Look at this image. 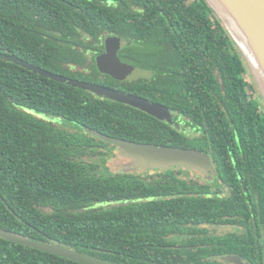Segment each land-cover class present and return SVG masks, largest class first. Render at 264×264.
I'll list each match as a JSON object with an SVG mask.
<instances>
[{
  "label": "trees",
  "instance_id": "1",
  "mask_svg": "<svg viewBox=\"0 0 264 264\" xmlns=\"http://www.w3.org/2000/svg\"><path fill=\"white\" fill-rule=\"evenodd\" d=\"M110 35L125 38L134 66L151 75L102 72L96 57ZM0 52L161 102L185 128L0 57V227L115 264H201L199 248L171 238L205 222L200 198L183 195L198 180L103 172L96 157L116 146L83 125L210 149L221 163L234 147L264 173V112L248 89V62L207 0H0ZM170 179L175 194L153 199ZM0 264L85 263L0 236Z\"/></svg>",
  "mask_w": 264,
  "mask_h": 264
},
{
  "label": "water",
  "instance_id": "2",
  "mask_svg": "<svg viewBox=\"0 0 264 264\" xmlns=\"http://www.w3.org/2000/svg\"><path fill=\"white\" fill-rule=\"evenodd\" d=\"M222 1L233 14L240 28L246 33L247 44L245 47L242 46L243 44L234 34L219 9L212 3L211 0H207L210 7L214 9L232 37L239 45L246 60L248 59L250 65L253 67L252 61L245 51L246 49L248 50L249 46L251 49V55L255 56L258 66L264 74V0ZM127 44L128 41L123 37L117 35L107 36L105 38V52L97 55L96 58L98 68L102 72L111 74L121 80L128 79L127 77H129L133 72L134 75L138 73L140 70L138 67L123 62L118 56L119 50L124 48ZM0 57L5 60L20 64L42 76L92 91L96 95L107 99L131 105L160 120H166L168 123L173 124L177 129L185 130V128L174 119V114L170 108L163 105L162 103L153 102L147 98L109 86L53 73L31 64L28 61L16 56L15 54H5L0 52ZM256 77L264 94V85L262 84L261 79L258 78L257 74ZM83 129L87 133L108 141L116 146V154L118 157L115 158L113 162L111 161L109 163L113 171H143L154 168H168L171 166L187 167L196 171L197 173L207 176H210V173L215 171L211 155L208 152L202 151L200 149L137 142L126 138L111 136L86 125H83ZM0 236L15 242L23 243L25 245L47 250L63 257L70 258L78 262H83L85 264H115L96 256L87 255L76 250L66 248L57 243L36 241L29 238L28 236L12 232L1 227ZM232 260L238 261V259L235 258Z\"/></svg>",
  "mask_w": 264,
  "mask_h": 264
},
{
  "label": "flooded vegetation",
  "instance_id": "3",
  "mask_svg": "<svg viewBox=\"0 0 264 264\" xmlns=\"http://www.w3.org/2000/svg\"><path fill=\"white\" fill-rule=\"evenodd\" d=\"M103 52L105 46L99 54ZM118 56L123 62L136 65L132 63L135 58L132 51L122 48ZM187 129L193 133V129ZM233 148H230L231 157H227L226 163L216 160L214 151H206L211 155L215 169L210 176L198 175L182 166L141 173L142 176L167 179L168 174L175 171L183 180H198L199 189L192 192L184 189L183 195L196 194L200 198L205 222H200L198 227L187 224L183 235L176 234L177 237L171 238H186L188 243L183 247L199 248L201 264H264V173H255L254 165L235 155ZM97 157L96 161H99ZM99 162L104 164V161ZM172 181L167 190L159 192L153 199L171 198L176 192L171 188ZM234 258L238 261L232 260Z\"/></svg>",
  "mask_w": 264,
  "mask_h": 264
},
{
  "label": "rangeland",
  "instance_id": "4",
  "mask_svg": "<svg viewBox=\"0 0 264 264\" xmlns=\"http://www.w3.org/2000/svg\"><path fill=\"white\" fill-rule=\"evenodd\" d=\"M248 61V59H247ZM248 66H249V71L247 73V78L248 80L250 81V85L248 87L250 93H252L253 95V98H255L261 105V110L262 112H264V94H263V91L260 87V84L258 83L257 81V77H256V74L254 72V69L253 67L250 65L249 61H248ZM138 67V69H140L138 71V73H136L134 75V72L130 75L131 77H139V76H150V72L146 69H143L142 67H139V66H136ZM142 68V70H141ZM61 124L68 128V129H72V130H76L79 128V125L76 123V122H73V121H70V120H67V119H61ZM109 149L112 148L111 146L108 147ZM107 150V149H106ZM113 151H110L108 150L107 153H103L101 155H99L97 157V159L101 162L104 161V164H102V171L103 172H108V171H113L112 167L110 166V162L117 158L118 155L116 154V149L115 151L112 153ZM172 167V166H171ZM110 168V169H109ZM158 169H164V168H154V169H148V170H143L142 172L143 173H146V172H150V171H153V170H158ZM196 174H198L196 171H194Z\"/></svg>",
  "mask_w": 264,
  "mask_h": 264
},
{
  "label": "bare ground",
  "instance_id": "5",
  "mask_svg": "<svg viewBox=\"0 0 264 264\" xmlns=\"http://www.w3.org/2000/svg\"><path fill=\"white\" fill-rule=\"evenodd\" d=\"M212 3L219 9L221 14L224 16L226 21L228 22L229 26L231 27L234 34L237 36V38L240 40V42L243 44L242 46L245 47L247 44V36L244 30H242L237 23L236 19L234 18L233 14L230 12V10L227 8V6L224 4L222 0H211ZM247 55L249 56L250 60L253 64V69L255 73L257 74L258 78L261 79L262 84L264 85V74L262 73L261 69L258 66L257 60L255 56L251 55V49L248 46V50H245Z\"/></svg>",
  "mask_w": 264,
  "mask_h": 264
}]
</instances>
